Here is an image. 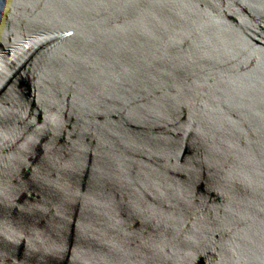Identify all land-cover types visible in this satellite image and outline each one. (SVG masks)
Returning a JSON list of instances; mask_svg holds the SVG:
<instances>
[{"label": "water", "instance_id": "95a60500", "mask_svg": "<svg viewBox=\"0 0 264 264\" xmlns=\"http://www.w3.org/2000/svg\"><path fill=\"white\" fill-rule=\"evenodd\" d=\"M0 264H264V0H0Z\"/></svg>", "mask_w": 264, "mask_h": 264}]
</instances>
